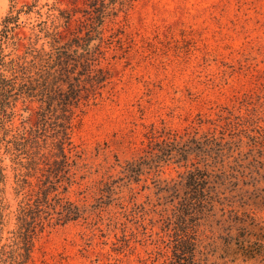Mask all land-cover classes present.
Segmentation results:
<instances>
[{
	"label": "rangeland",
	"instance_id": "obj_1",
	"mask_svg": "<svg viewBox=\"0 0 264 264\" xmlns=\"http://www.w3.org/2000/svg\"><path fill=\"white\" fill-rule=\"evenodd\" d=\"M0 53V248L46 197L26 264H264V0H0Z\"/></svg>",
	"mask_w": 264,
	"mask_h": 264
},
{
	"label": "trees",
	"instance_id": "obj_2",
	"mask_svg": "<svg viewBox=\"0 0 264 264\" xmlns=\"http://www.w3.org/2000/svg\"><path fill=\"white\" fill-rule=\"evenodd\" d=\"M4 66L0 53V69ZM11 87L9 82L4 79L0 73V103L6 101L8 88ZM82 91L81 86L78 84L73 87L72 92L78 94ZM184 153V152H182ZM63 160L65 156L62 155ZM200 184H198L199 186ZM43 195V194H42ZM203 195V201L212 200ZM208 202V203H209ZM47 204L46 197L37 198L32 205L25 204L21 206L17 215V231L13 233V243L10 251H6L4 247L0 248V264H26L30 259L31 249L33 247V239L37 233V228H41V215L43 214V206ZM49 205L47 204V207ZM70 218V217H67ZM71 220L73 218H70ZM261 248V246H259Z\"/></svg>",
	"mask_w": 264,
	"mask_h": 264
}]
</instances>
